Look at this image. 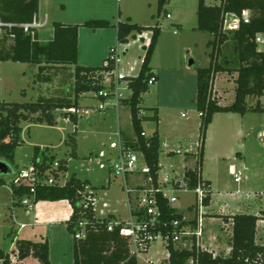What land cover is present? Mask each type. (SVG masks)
Wrapping results in <instances>:
<instances>
[{
    "label": "rangeland",
    "instance_id": "obj_1",
    "mask_svg": "<svg viewBox=\"0 0 264 264\" xmlns=\"http://www.w3.org/2000/svg\"><path fill=\"white\" fill-rule=\"evenodd\" d=\"M203 1L206 6H215L220 3V0ZM197 5L198 0H167L158 15L157 0H42L41 14L46 13L48 17L47 26L39 32L42 42L52 36L53 23L82 25L89 20L105 19L116 24L119 13L122 21L130 17L138 25L145 27L158 25L160 27L161 33L155 57L159 82L149 87L148 92L142 96L140 104L141 116L144 118L152 116V108L159 111L161 119L159 128L162 133L158 159L159 179L165 175L171 176L172 171L181 174L186 166L191 168L194 159L186 158L184 151L196 150V144L199 141L200 118L195 106L196 76L197 69L210 66L212 48L209 43L213 37L208 32L197 30ZM167 15L171 17L167 18ZM78 34V66L100 67L107 57L108 48L104 54L105 47H108V43H112L111 47H117L120 52L119 70L133 67L137 71L139 68L143 57V42L138 39L130 40L129 46L123 47L114 39L101 37L97 32L84 27L79 28ZM259 38L262 39V43L258 44V47L264 52V34ZM147 42L146 38L144 43L147 44ZM9 43L8 41L7 44ZM125 48H128L127 52L121 51ZM190 60L193 62L192 66L188 65ZM217 63L221 68H228V70L236 67L231 34H229L228 42L221 48ZM0 72L4 74L6 85L9 86L4 100L0 98V101L4 102L32 103L36 102L40 95L44 97L65 96V92L73 88V79L68 78V72L62 70L45 71L43 76L49 81L44 83L37 81L36 65L7 62L0 65ZM235 77L236 74L233 71L215 74L212 93L221 105L232 101ZM122 93L126 98L130 96L128 90ZM112 103V100L108 102L107 109L103 113L81 114L76 127L66 121L61 112H55L56 125L53 127L22 124V144L15 151L13 171L17 172V169L23 170L29 167L34 147H51L57 156L56 159L67 160V177L75 174L81 180H88L92 187H106V189L96 191L97 206L100 207L105 202L108 205V211L115 213L118 220H126L128 211L125 194L121 188L122 179L114 178L107 169L101 170L95 163L87 161L89 156H95L100 151L114 156L115 152L109 150V144L116 141L117 125L124 137L134 136L128 107L121 106L117 116ZM98 105L99 102L92 93L84 94L79 100L82 111L97 109ZM236 116L228 118L220 114L215 117L211 131L210 126L206 131L201 170L203 179H208L213 185L212 189L215 192L213 212L215 213L223 208L224 211L235 214L239 213V208L242 207H244L243 212L253 213L258 205L257 202L260 201L259 198L264 204V139L262 143L260 142L261 144L252 143L251 147L248 144L245 148H241L242 139L238 130L242 118L239 115ZM261 116L252 122L255 130L264 126V121H262L264 115ZM142 128L149 135L155 131L157 125L150 120H145ZM75 129L76 157H70V147L65 144V141ZM164 142L167 143L166 148L162 146ZM168 152L174 154L168 155ZM237 153H241L245 161L242 162L237 157ZM143 164V159L139 157L138 170L142 169ZM230 165H234L236 171L241 174L238 184L234 182L233 176L229 173ZM244 167L247 168L246 172L242 171ZM12 178V175L0 176L6 184L10 183ZM192 201V194L181 195L179 206L184 209ZM12 202L9 189L0 186V237L1 229L5 231L12 221L10 217L12 208L15 210L14 216L18 223L31 224L33 222V211L38 203L31 204L30 214L25 216L23 208L19 204L13 205ZM52 204L39 202L38 216L40 218L34 223L45 222L49 225L53 218L44 217L52 214L55 221H62V225L60 222V227L44 225L31 228L28 226L18 235L17 240L27 239L37 242L41 238L48 239V235H51L52 257H57L59 264H71L72 241L64 225L71 215V208L66 201ZM212 218L215 219H205L203 224L206 234L208 232L219 233L223 225L219 217ZM5 238L8 237L5 236ZM63 239H65L64 244ZM226 239L227 236L224 235L220 251L227 250ZM1 245L8 250L9 245L6 244L7 248L3 243ZM166 256L167 251L160 243L153 245L145 255L152 264H167Z\"/></svg>",
    "mask_w": 264,
    "mask_h": 264
},
{
    "label": "trees",
    "instance_id": "obj_2",
    "mask_svg": "<svg viewBox=\"0 0 264 264\" xmlns=\"http://www.w3.org/2000/svg\"><path fill=\"white\" fill-rule=\"evenodd\" d=\"M166 3L167 0H157L158 15ZM5 7L0 6V22L3 25L1 26L0 62L38 66V82L48 81V78L43 76L47 70L66 71L68 72L67 77L73 79V88L68 89L65 96L44 97L40 95L36 102L32 103L0 101V159L14 165L15 151L22 144V124L53 127L56 125L54 114L59 111L76 127L78 116L63 112V110L79 109V100L82 95L98 94L105 88L102 84V74L112 72L115 64L108 53L100 67L77 65L80 27L92 31L115 27L117 43L121 45L128 44L130 40L136 39V36L141 33L150 32L149 44L142 46L143 57L137 74L126 78L130 96L121 100V105L127 106L129 109L135 136L132 141H123L124 145L142 155L149 168L153 184L156 185L160 155L158 131L156 128L152 134H146V136L141 134L144 133L142 123L145 120L158 124V113L157 109L152 108V116L144 118L141 116L140 104L142 95L149 90L147 81L153 75L150 62L161 33L160 27L158 25L144 27L132 23L129 18L123 22H117L116 25L103 19L89 20L82 25L53 23L52 38L41 43L38 41L36 31H34L32 39L20 27L21 24L32 22L38 12V0H28L22 9L8 10ZM244 10L250 12V23L241 24L237 31H225L224 16L226 14L240 16ZM196 16L197 30L208 32L213 37L209 43L212 48L210 66L197 69L196 76L195 106L197 113L200 114V149L196 168L199 167L201 171L206 131L215 114H264V52L258 51L255 42L258 34H264V0H220L219 5L215 6H206L203 0H198ZM9 24L12 26H5ZM229 34L233 40V51L237 63L232 70L221 68L217 63L222 46L229 40ZM8 41L9 44H7ZM72 66L73 68H71ZM223 71H233L236 74L233 99L225 105H221L212 93L214 76ZM75 137L76 129L68 135L65 141V144L70 147V157H76ZM172 154L174 153H168V155ZM38 158L41 159L40 163H37ZM54 161L59 164L58 172L65 174L67 160L56 159L50 155L48 148L34 147L30 165L38 170L40 176L52 169ZM20 171L18 170V172ZM186 176L190 178V187H193L196 171H188ZM3 184L4 181L0 179V186ZM10 187L14 204L18 205L23 196L30 195L28 188L16 187L13 182L10 183ZM86 187H90L94 191L106 189L104 186L92 187L87 180H80L75 174H71L64 186H37L34 203L67 201L72 208V213L66 222V229L72 236L76 232V222L85 219L89 223L83 239L73 238V264H137L135 257L130 254L127 240L121 237L118 231L109 232L106 229V224L113 220L114 216L110 215L103 222H97L90 208L85 209L77 206L82 198L80 193ZM15 200L17 202H14ZM208 201L209 198L205 201V206ZM158 205L164 222L174 219L182 220V215L169 207L167 201L160 196H158ZM230 219L232 236L228 256H214L212 253L198 249L195 243L189 249H179L170 244L167 247L168 264H188L189 261H192V264H264V246L258 245L255 241L256 223L259 218L254 215L238 214L231 216ZM183 224L184 222H182ZM27 258H34L39 264H50L48 242L46 240L40 243L16 240L14 248L9 252L4 251L0 246V264H23L22 262Z\"/></svg>",
    "mask_w": 264,
    "mask_h": 264
},
{
    "label": "built area",
    "instance_id": "obj_3",
    "mask_svg": "<svg viewBox=\"0 0 264 264\" xmlns=\"http://www.w3.org/2000/svg\"><path fill=\"white\" fill-rule=\"evenodd\" d=\"M169 18V15H167ZM230 20V22H228ZM250 23V12L244 10L240 16H234L232 14H226L224 16V30L225 31H237L241 24ZM1 26H3L1 24ZM43 26L40 23V19L33 18L31 23L21 24L20 27L23 31L30 35L33 39L34 31L37 32ZM136 39L143 41L146 39V35L141 33L136 36ZM150 37L148 38L147 44L143 42L142 46L149 44ZM256 44L262 43L259 36L255 38ZM121 45V44H119ZM110 59L113 60L115 67L112 72L103 73L102 84L105 87L98 94H93L94 98L98 100L99 105L97 109L81 110V109H68L63 112H69L76 114L78 118L81 114L89 113H103L107 109V104L110 100L113 101L112 107L118 109L121 106V100L125 99L122 91L128 90L127 77L122 74L119 70V50L117 47L109 49ZM106 65V63H105ZM133 67H130V71H133ZM135 76V75H134ZM157 82L156 74L149 78L147 81L148 87L155 85ZM200 116V114H198ZM69 121L68 118H65ZM70 122V121H69ZM142 136H146V133H142ZM116 141L109 144V150L114 151V156L106 154L100 151L95 156H89L87 161L89 163H95L99 169H107L114 178H121L123 180V191L126 195L128 204V218L126 220H118L114 218L106 224V229L109 232L118 231L121 237H124L128 242L130 254L135 257L137 264H152V262L145 257L150 251L151 247L157 243H160L163 248L167 251V247L170 244L177 245L181 244L183 249L190 247L193 243L198 248L199 240L203 233V216L205 209V201L210 196L209 186L202 180L200 168H196L197 156L200 149V142L196 145V151L194 152V167L192 170H186L181 175L176 174L172 171V175H165L161 179H157L156 185L153 184V180L149 175V168L144 164L141 170H138L137 164L139 157L142 155L139 152L133 151L124 145V142L120 138L119 132L115 134ZM169 153V152H168ZM185 154L188 151L184 152ZM41 159L38 158L37 163H40ZM59 164L54 161L52 169L46 171L42 176L39 175L38 170L29 165L28 168L21 170L15 176L13 183L16 187H24L29 189L30 195L23 196L20 200L19 205L23 208L25 216L30 214V205L34 203L35 188L37 186H64L67 182L66 173L62 174L58 172ZM196 171L195 185L190 187V178L186 176V172ZM54 172V173H53ZM140 173L144 178V186L130 188L126 182V178L130 175ZM230 174L234 178L235 183L240 182L241 174L234 168H231ZM81 194V200L77 203L78 207L90 208L97 222H103L104 219L108 218L111 212L108 211V205L104 202L97 206V193L90 187H86ZM182 194H192L193 201L191 203L194 212V224L192 226L182 225L186 219L182 220L174 219L170 222H164L161 217V212L158 205V196L166 200L169 207L178 201V198ZM133 198L134 203L131 202ZM87 220L83 219L75 223V234L74 239L80 240L85 236V231L88 226ZM27 224H18L17 228L12 230L9 234L10 239V251L14 248V243L17 240L19 232L24 229ZM8 252V251H7ZM168 251L166 261L168 260ZM142 261V262H141ZM168 264V262H167ZM192 264V261H189Z\"/></svg>",
    "mask_w": 264,
    "mask_h": 264
},
{
    "label": "crops",
    "instance_id": "obj_4",
    "mask_svg": "<svg viewBox=\"0 0 264 264\" xmlns=\"http://www.w3.org/2000/svg\"><path fill=\"white\" fill-rule=\"evenodd\" d=\"M27 1L28 0H0V6L1 7H5V8H7L8 10H15V9H22L24 6H25V4L27 3ZM41 5H42V0H38V12H37V14H36V18L37 19H40V23H42L43 24V26L40 28V29H38L37 30V34H38V41L39 42H41V43H45V42H47V41H49L51 38H52V36L51 37H48L47 38V40L46 41H44V42H42L41 40H40V30H42L43 28H45V26H47V24H48V17H47V14L46 13H44L43 15L41 14ZM171 16L169 15V18H170ZM121 18V15H120V13H119V15H118V21L117 22H123V21H125V20H123L122 21V19H120ZM127 18H129L130 20H131V22L132 23H134L132 20V18H130V17H126L125 19H127ZM105 20V19H104ZM110 22V21H109ZM111 23V22H110ZM1 22H0V40H1V38H2V30H1ZM62 24V23H61ZM112 25H116V24H113V23H111ZM135 24H137V23H135ZM5 26H7V27H11L12 25L11 24H9V25H5ZM142 26V25H141ZM145 27V26H144ZM95 32H97L98 34H99V36H101V37H107V38H109L110 37V39L112 38V39H114L116 42H117V38H116V34H117V31H116V28L115 27H111V28H108V29H99V30H96ZM52 33H53V28H52ZM78 33H79V31H78ZM101 33V34H100ZM97 34V35H98ZM145 35H146V38L148 39L149 37H150V32H145L144 33ZM260 35H262V34H258L257 36H260ZM109 39V40H110ZM145 41V39L142 41V42H144ZM261 41H262V39H261ZM130 42V41H129ZM228 42V41H227ZM111 44L112 43H108V47H105V51H104V54H106V49L108 48V50L110 49V48H112L111 47ZM118 44V43H117ZM258 44H260V43H258ZM258 44H257V46H258ZM121 46H123V47H127V46H129V43L128 44H125V45H121ZM156 49H157V45H156V47H155V50H154V53H153V56H152V59H151V62H150V68H151V70H152V72L153 73H155L156 74V77H157V82H156V84L155 85H157L158 84V82H159V73H158V69H157V67L155 66V57H156ZM123 50H125L126 52L128 51V48H125V49H122L121 51H123ZM143 51V50H142ZM258 51H261V49L258 47ZM261 52H263V51H261ZM108 54V53H107ZM78 59H79V34H78ZM78 61V60H77ZM4 63H7V62H0V65L1 64H4ZM140 64H141V62H140ZM81 67V66H80ZM83 67V66H82ZM84 67H86V66H84ZM71 68H73V66L71 67ZM139 68H140V65H139ZM139 68L137 69V71H136V69H134L133 71H130V67L128 68V69H122V70H120V72L122 73V74H124V75H126V76H134L135 74H137V72H138V70H139ZM37 69H38V66H37ZM0 98H3V100H4V96H5V94H6V92H7V88L9 87H7V85H6V79H5V76H4V74H2L1 72H0ZM235 74V73H234ZM236 78V77H235ZM235 80V79H234ZM49 81V80H48ZM44 82H46L45 80H42L41 82H39V83H44ZM146 94V93H145ZM144 95V94H143ZM142 95V96H143ZM83 96V95H82ZM81 96V97H82ZM216 98V97H215ZM1 100V99H0ZM9 103V102H8ZM121 106H123V105H121ZM120 106V107H121ZM120 107L116 110V109H113L115 112H116V114H117V116H118V114H119V109H120ZM79 109H81V107L79 106ZM82 110V109H81ZM59 112V111H58ZM157 113H158V124H157V131H158V135H159V140H161V135H162V133H161V131H160V128H159V123L161 122V119H160V117H159V111H158V109H157ZM220 114H224L225 116H227L228 118H234V117H237L236 115H239V114H234V113H217V114H215L214 116H213V118H212V122H211V124L209 125L210 126V131H211V127H212V124H213V122L215 121V117H218ZM130 115V114H129ZM261 115H264V114H259V113H246V114H244V115H239L241 118H242V121H241V126H240V128H239V130H238V134H239V136H241V139H242V143H241V145H240V147L241 148H245V146L246 145H250V147L252 146L251 144L252 143H255L256 145L257 144H261L262 142V140L264 139V126H260L258 129H256L255 130V127L252 125V122H254V121H256L257 119H258V117H262ZM264 117V116H263ZM79 119H81V117L79 118ZM78 119V120H79ZM262 121H264V118H262ZM209 126H208V128H209ZM208 130V129H207ZM117 132H119V134H120V138H121V140L122 141H124V142H128V141H132V140H134V138H135V136H133L132 138H129V137H124L123 136V134H122V131H121V129H120V127L117 125V131H116V133ZM145 132V131H144ZM75 140H76V137H75ZM205 142H206V138H205ZM205 142H204V148H205ZM261 142V143H260ZM197 145V144H196ZM163 148H166L167 147V143L166 142H164L163 143ZM40 148V147H39ZM43 148H48V151H49V153H50V155H53L55 158L57 157L56 156V154H54V152H53V149L51 148V147H43ZM160 148H161V144H160ZM204 148H203V155H204ZM42 149V148H41ZM188 151V150H187ZM196 150H189L188 151V153L186 154V158H188V159H194V152H195ZM184 152H186V150L184 151ZM237 157L243 162V161H245V157L241 154V153H237ZM244 157V158H243ZM237 158V159H238ZM32 159V158H31ZM58 159V158H57ZM66 160V159H65ZM30 162H31V160H30ZM202 162H203V157H202ZM10 164V163H9ZM193 166L191 167V168H189L188 166H186L184 169H183V172H185L186 170H192L193 169V167H194V160H193ZM11 165V167L13 166L12 164H10ZM67 166V165H66ZM202 167V166H201ZM231 168H234V165H230L229 166V173H230V171H231ZM235 169V168H234ZM17 170H21V169H17ZM236 170V169H235ZM242 171H247V168L246 167H244L243 168V170ZM182 172V173H183ZM18 173V171L17 172H14V175H12L13 176V178H12V181L11 182H13V180L15 179V176H16V174ZM67 173V172H66ZM181 173V174H182ZM200 173H201V178H202V180L209 186V189H210V196H209V201H208V204L205 206V209H204V216H203V224H204V222H205V219H209V220H214L215 218H212V217H219L220 219H221V221H222V223H223V225L220 227V232L219 233H212V232H208L207 234H206V231H205V229L203 228V233H202V237L200 238V240H199V246H198V249H200V250H202V251H207V252H209V253H212L214 256H217V255H222V256H228L229 255V253H230V240H231V236H232V222H231V219H230V217L231 216H234V215H238V214H246V215H254V216H257L258 218H259V220L257 221V223H256V235H255V241H256V243L258 244V245H263L264 246V204H263V201H261V198H259V202H257L258 203V205L256 206V209L254 210V212L253 213H248V211H242V208H244V207H242V208H239V213H235V214H233V213H231V212H226V211H224L223 210V208H220L218 211H217V213H215V212H213V206H214V204H215V202H214V199H213V197H214V195H215V192L213 191V189H212V187H213V185H212V183H211V181H209L208 179H203V176H202V170L200 171ZM181 174H179V175H181ZM70 176V175H69ZM68 176V177H69ZM159 177V176H158ZM79 179V178H78ZM1 180H3L4 181V179H1ZM81 180V179H80ZM88 181V180H87ZM10 182V183H11ZM89 182V181H88ZM126 182H127V184H128V186L130 187V188H135V187H142V186H144L145 184H144V178L142 177V175L140 174V173H136V174H133V175H130V176H128L127 178H126ZM10 183H8V184H6L5 183V181H4V184L3 185H1L2 187H5V188H7V189H9V195H10V197L12 198V200H13V197H12V191H11V187H10ZM90 183V182H89ZM240 183V182H239ZM238 184V183H237ZM90 185H91V183H90ZM122 191H123V180H122ZM123 193H124V191H123ZM182 195H184V194H182ZM187 195V194H186ZM226 195V194H225ZM250 195V194H249ZM181 196V195H180ZM180 196H179V198H180ZM259 196H260V194H259ZM224 197H229V196H224ZM179 198H178V201L173 205V209L177 212V213H179V214H181L182 215V218H185L186 219V221L184 222V224L185 225H187V226H192L193 224H194V212H193V209H192V207H190L191 206V203L190 204H188V205H186L185 207H184V209H183V207H181V206H179ZM132 200H131V202L132 203H134V200H133V198H131ZM256 201V200H255ZM40 202H45V203H50L51 205H53L52 203H56V202H60V201H56V202H47V201H40ZM67 202V201H66ZM125 202H126V205H127V211H128V204H127V200H126V195H125ZM38 203V204H37ZM36 204V206H35V210L33 211V218H32V223L31 224H28V223H26L27 224V226L24 228V229H26L28 226L29 227H31V228H34L35 226H38V227H42V226H50V227H53V226H58V227H60V222H61V225H62V221H55L54 220V217L52 216V214L51 215H49V216H45L44 218H46V217H51V218H53V219H51V222H49L50 224L49 225H47L45 222L44 223H34V221H36L37 222V220L40 218L38 215H39V212H38V209H39V202H37ZM68 203V202H67ZM12 204L13 205H16V204H14L13 202H12ZM69 204V203H68ZM70 205V204H69ZM70 208H71V206H70ZM210 210L212 211V212H210ZM248 210V209H247ZM14 209L12 208V209H10V217H11V223H9V225L5 228V231H4V229H1V237H0V246H1V248L4 250V251H10V239L9 238H5V236H7V237H9V234L12 232V230H14V229H16L17 228V226H18V224H21V223H18L17 222V220H16V217L14 216ZM71 213H72V208H71ZM111 214H112V216H114V218H116V216H115V213H113V212H111ZM71 216V215H70ZM211 217V218H210ZM70 218V217H69ZM226 218V219H225ZM117 219V218H116ZM69 220V219H68ZM67 220V221H68ZM67 221H65V231H66V233L69 235V237H71V255H72V247H73V236L67 231V229H66V222ZM25 224V223H24ZM64 227V226H63ZM24 229H22L20 232H19V234L18 235H20L21 233H22V231L24 230ZM50 231H51V229H50ZM6 233V234H5ZM49 233H47V235H48ZM224 235H226L227 236V239L225 240V243H227V250H225V251H220V249H221V247H222V244H223V239H224ZM2 236H3V238H2ZM50 236L51 235H48V239H44V238H41L39 241H37V242H34V243H40V242H43V241H47L48 242V246H49V262H50V264H59V263H57V261H58V258L56 257H52V250H53V243H52V239H50ZM70 239V238H69ZM18 240H21V239H18ZM64 240L65 239H63V244H64ZM24 241H31V240H27V239H25ZM31 242H33V241H31ZM4 244L6 247L5 248H7V245H9V248H8V250H5L4 249V247L1 245V244ZM7 244V245H6ZM188 245V248L187 249H189L190 248V243H188L187 244ZM176 248H179V249H183L182 248V246H181V244H177V245H174ZM167 262V261H166ZM23 264H39L38 263V261L36 260V259H34V258H27V259H25L23 262H22ZM71 264H73V257H72V260H71ZM188 264H189V262H188Z\"/></svg>",
    "mask_w": 264,
    "mask_h": 264
},
{
    "label": "water",
    "instance_id": "obj_5",
    "mask_svg": "<svg viewBox=\"0 0 264 264\" xmlns=\"http://www.w3.org/2000/svg\"><path fill=\"white\" fill-rule=\"evenodd\" d=\"M188 65L192 66L193 62L190 60L188 62ZM3 175H14V171L8 162L0 159V176H3Z\"/></svg>",
    "mask_w": 264,
    "mask_h": 264
}]
</instances>
